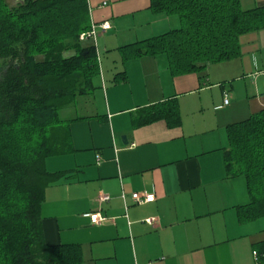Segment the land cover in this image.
<instances>
[{"label":"crops","instance_id":"1","mask_svg":"<svg viewBox=\"0 0 264 264\" xmlns=\"http://www.w3.org/2000/svg\"><path fill=\"white\" fill-rule=\"evenodd\" d=\"M88 2L91 22L111 24L96 38L106 62L95 40L97 83L61 109L72 148L45 160L68 171L45 190V241L79 244L81 264H264L254 254L264 214L240 217L252 200L247 180L227 176L224 164L227 126L264 108V28L241 37L239 57L174 74L163 54L125 61L119 47L176 27L175 16L153 11L151 0ZM263 4L241 0L245 9ZM171 98L180 123L136 122L143 107ZM133 192L155 199L138 204ZM91 213L103 220L92 223Z\"/></svg>","mask_w":264,"mask_h":264},{"label":"trees","instance_id":"2","mask_svg":"<svg viewBox=\"0 0 264 264\" xmlns=\"http://www.w3.org/2000/svg\"><path fill=\"white\" fill-rule=\"evenodd\" d=\"M89 0H0V264H81L79 244L44 239L45 190L66 176L45 160L71 150L59 111L87 95L100 74L90 29ZM155 12L178 25L119 47L123 60L163 54L174 74L201 71L237 58L241 37L264 28V4L245 9L241 0H151ZM180 123L176 98L150 104L136 122ZM227 176L243 175L251 202L240 217L264 214V108L227 126ZM260 253L264 262V243Z\"/></svg>","mask_w":264,"mask_h":264},{"label":"built area","instance_id":"3","mask_svg":"<svg viewBox=\"0 0 264 264\" xmlns=\"http://www.w3.org/2000/svg\"><path fill=\"white\" fill-rule=\"evenodd\" d=\"M110 26H111V24L107 20L99 22V23L91 22V28L87 32L82 33L81 34V38L89 37V38H92L93 41L95 42L96 36L98 34L97 28H99L102 31H104V30L109 29ZM224 102L228 103V98L227 97H225ZM121 197L123 198V200L125 202V205L127 206V203H126L127 198H126V194L124 192L121 194ZM109 198H110V196L108 194H101L99 196V200H101V201L108 200ZM131 198L133 199V201L135 203L142 204V203L153 201L155 199V195H154V193H149V192H133L131 194ZM88 215H90L92 223H97V222L103 220V218H101L99 216V214H92L91 213V214H88ZM148 221L150 222L151 220L148 219ZM254 254H256V251H254Z\"/></svg>","mask_w":264,"mask_h":264},{"label":"rangeland","instance_id":"4","mask_svg":"<svg viewBox=\"0 0 264 264\" xmlns=\"http://www.w3.org/2000/svg\"><path fill=\"white\" fill-rule=\"evenodd\" d=\"M9 5H14V4H16L19 0H5ZM91 28V27H90ZM89 30V29H88ZM88 30H86V31H83L82 33H84V32H87ZM100 31H102L101 29H99V28H97V32L99 33ZM81 33V34H82ZM81 34H80V36H79V39L80 40H82V41H85V40H93L92 38H89V37H85V38H81ZM97 36H98V34H97ZM97 36H96V38H97ZM97 41V45H98V47H99V53H101L102 54V58L104 57V56H106V54H107V52H105V51H103L101 48V46L98 44L99 42H98V40H96ZM98 54V53H97ZM97 57H98V55H97ZM103 60V63H105L106 62V59L105 58H103L102 59ZM237 60V59H236ZM237 64V63H236ZM254 78V77H253ZM95 82L97 83V79L95 80ZM236 83H238L239 85H241L242 86V83L243 84H250V80L249 79H245V80H241V81H239V80H237L236 79V81H235ZM242 82V83H241ZM236 86H238V85H236ZM82 98H85V99H89V96H87V97H82ZM67 112H69V110L67 111V109H64V110H60L59 111V116L62 118V117H65V115L67 114ZM73 113H76V112H74V111H72ZM77 113H80V111H78Z\"/></svg>","mask_w":264,"mask_h":264}]
</instances>
